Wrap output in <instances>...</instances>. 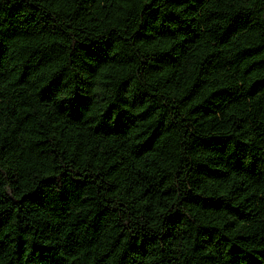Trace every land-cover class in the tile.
<instances>
[{
  "label": "trees",
  "instance_id": "trees-1",
  "mask_svg": "<svg viewBox=\"0 0 264 264\" xmlns=\"http://www.w3.org/2000/svg\"><path fill=\"white\" fill-rule=\"evenodd\" d=\"M0 264H264V0H0Z\"/></svg>",
  "mask_w": 264,
  "mask_h": 264
}]
</instances>
